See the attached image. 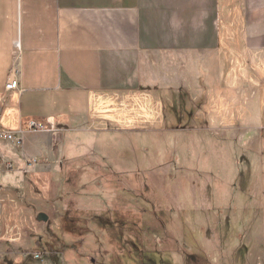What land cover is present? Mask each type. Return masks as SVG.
<instances>
[{
    "label": "crops",
    "instance_id": "0c3cea01",
    "mask_svg": "<svg viewBox=\"0 0 264 264\" xmlns=\"http://www.w3.org/2000/svg\"><path fill=\"white\" fill-rule=\"evenodd\" d=\"M11 79L18 89L7 90ZM258 80L264 0H0V129L21 141L0 140V190L11 179L59 177L69 149H88L93 132H136L151 122L191 129L175 114L180 99L219 105L234 87L257 95ZM33 119H51L60 132H30ZM34 158L51 170L31 168ZM55 186L41 197L57 201ZM2 240L22 249L3 228Z\"/></svg>",
    "mask_w": 264,
    "mask_h": 264
},
{
    "label": "rangeland",
    "instance_id": "374dc122",
    "mask_svg": "<svg viewBox=\"0 0 264 264\" xmlns=\"http://www.w3.org/2000/svg\"><path fill=\"white\" fill-rule=\"evenodd\" d=\"M256 84L257 95L234 87L219 105L180 99L175 114L191 129L93 132L88 149H69L59 177L11 179L1 228L22 249L2 240L0 264H264V80ZM35 159L31 168L51 170Z\"/></svg>",
    "mask_w": 264,
    "mask_h": 264
},
{
    "label": "built area",
    "instance_id": "2783aa9c",
    "mask_svg": "<svg viewBox=\"0 0 264 264\" xmlns=\"http://www.w3.org/2000/svg\"><path fill=\"white\" fill-rule=\"evenodd\" d=\"M19 84L18 81H16L15 79H11L8 83H7V90L11 91V90H16L18 89ZM27 130L30 132H55L56 130L58 131V127L55 126V124L53 123V121L51 119L47 120V121H41V120H30L27 123ZM0 140L2 141H10V142H14L17 143L18 145H20L21 141H20V137L17 134L11 133V132H4L0 129ZM37 160L35 159L33 162H36ZM2 228H1V217H0V232H1ZM38 258V256H37Z\"/></svg>",
    "mask_w": 264,
    "mask_h": 264
},
{
    "label": "water",
    "instance_id": "95a60500",
    "mask_svg": "<svg viewBox=\"0 0 264 264\" xmlns=\"http://www.w3.org/2000/svg\"><path fill=\"white\" fill-rule=\"evenodd\" d=\"M37 221L47 223L49 221V217L45 213H40L37 216Z\"/></svg>",
    "mask_w": 264,
    "mask_h": 264
}]
</instances>
